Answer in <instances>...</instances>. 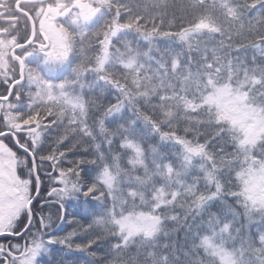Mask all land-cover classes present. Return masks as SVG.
<instances>
[{
    "label": "snow or ice",
    "instance_id": "6c2138e0",
    "mask_svg": "<svg viewBox=\"0 0 264 264\" xmlns=\"http://www.w3.org/2000/svg\"><path fill=\"white\" fill-rule=\"evenodd\" d=\"M169 7L0 0V264H264V0Z\"/></svg>",
    "mask_w": 264,
    "mask_h": 264
},
{
    "label": "trees",
    "instance_id": "16d2710c",
    "mask_svg": "<svg viewBox=\"0 0 264 264\" xmlns=\"http://www.w3.org/2000/svg\"><path fill=\"white\" fill-rule=\"evenodd\" d=\"M130 4L136 5V4H143L148 2V0H128ZM166 2L170 5L168 9V16L169 19H179L181 16L186 15V4L188 3V0H166ZM251 54V53H249ZM83 151V150H81ZM69 159H71V154H69ZM64 167H68L67 161L63 163ZM75 203V202H74ZM74 210H73V209ZM81 207L78 206L75 203L74 207H71L70 210L67 211V220H72V214L73 213H79L81 211ZM179 211V210H178ZM79 218V217H78ZM68 231H71V225L70 223H64L61 231L58 233L59 235H65ZM256 232V231H255ZM185 232L180 229L173 233V242L182 244L184 242ZM77 242H80L79 240ZM77 257L75 255L70 256L69 259H76ZM81 260L84 259V257H80Z\"/></svg>",
    "mask_w": 264,
    "mask_h": 264
},
{
    "label": "flooded vegetation",
    "instance_id": "af4514ba",
    "mask_svg": "<svg viewBox=\"0 0 264 264\" xmlns=\"http://www.w3.org/2000/svg\"><path fill=\"white\" fill-rule=\"evenodd\" d=\"M44 167L47 168V165H45ZM41 179H42V181H43V183H42V185H41V188H42V189H45L46 187H48V184H49V182H48V180H47V176L42 174V175H41ZM74 206H75V203H74V202L71 204V206H67V205H66V211H65V213H64V215H65L66 218H67V211L70 210V208H71V207H74ZM72 209H73V208H72ZM73 210H74V209H73ZM53 211H55V209H53ZM54 219H55V217H54ZM58 223H59V222H58ZM63 225H64V223H61L60 228H59V230H58V233L61 231Z\"/></svg>",
    "mask_w": 264,
    "mask_h": 264
},
{
    "label": "rangeland",
    "instance_id": "374dc122",
    "mask_svg": "<svg viewBox=\"0 0 264 264\" xmlns=\"http://www.w3.org/2000/svg\"><path fill=\"white\" fill-rule=\"evenodd\" d=\"M256 227H257L256 225H253V226H252L251 231H252L253 233H255V231H256Z\"/></svg>",
    "mask_w": 264,
    "mask_h": 264
},
{
    "label": "water",
    "instance_id": "95a60500",
    "mask_svg": "<svg viewBox=\"0 0 264 264\" xmlns=\"http://www.w3.org/2000/svg\"><path fill=\"white\" fill-rule=\"evenodd\" d=\"M61 225V224H60Z\"/></svg>",
    "mask_w": 264,
    "mask_h": 264
}]
</instances>
